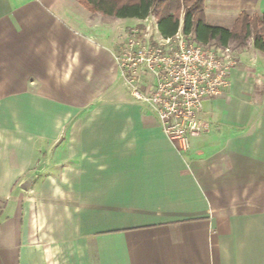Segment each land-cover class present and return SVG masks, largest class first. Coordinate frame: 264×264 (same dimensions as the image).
<instances>
[{
    "label": "crops",
    "instance_id": "obj_1",
    "mask_svg": "<svg viewBox=\"0 0 264 264\" xmlns=\"http://www.w3.org/2000/svg\"><path fill=\"white\" fill-rule=\"evenodd\" d=\"M243 12L264 0H205L213 25ZM99 15L0 0V264H264V88L234 68L181 153L116 60L140 19Z\"/></svg>",
    "mask_w": 264,
    "mask_h": 264
},
{
    "label": "built area",
    "instance_id": "obj_2",
    "mask_svg": "<svg viewBox=\"0 0 264 264\" xmlns=\"http://www.w3.org/2000/svg\"><path fill=\"white\" fill-rule=\"evenodd\" d=\"M116 60L131 97L151 109L181 153L209 127L205 101L224 96L242 62L229 45L197 42L183 21L173 35H164L154 9L130 28Z\"/></svg>",
    "mask_w": 264,
    "mask_h": 264
},
{
    "label": "trees",
    "instance_id": "obj_3",
    "mask_svg": "<svg viewBox=\"0 0 264 264\" xmlns=\"http://www.w3.org/2000/svg\"><path fill=\"white\" fill-rule=\"evenodd\" d=\"M90 11L115 18H145L158 7L161 31L173 35L181 24V8L185 33H193L197 42L204 45L226 46L233 41H244L251 34L253 25L264 29V14L250 15L243 12L232 28L213 25L205 18V0H79ZM254 47L264 53V30L256 31ZM261 94V93H260Z\"/></svg>",
    "mask_w": 264,
    "mask_h": 264
},
{
    "label": "rangeland",
    "instance_id": "obj_4",
    "mask_svg": "<svg viewBox=\"0 0 264 264\" xmlns=\"http://www.w3.org/2000/svg\"><path fill=\"white\" fill-rule=\"evenodd\" d=\"M154 10H156V12L158 14V12H159L158 7H154ZM185 10H186V8L183 6L181 8V12H180L181 21H183ZM99 17H101L100 23L103 26L109 25L112 21H114V19H112L109 16L102 17L99 15ZM127 19H128L127 21L129 23L134 22V20H133L134 18L133 19L127 18ZM263 30H264L263 28H260V25L255 24L252 26V28L250 30L251 34L248 35L244 41H233L229 45V46H231V48L234 49L236 54L238 53V51L241 54H244L243 51L245 52V61L242 60V62L240 63L241 69L245 73L246 83H248L247 85L249 86V89L253 94L252 100L257 105L260 104V101H261L260 89L264 88V56L259 51L255 52L256 49L253 45V38L255 36L256 31L263 32ZM122 32L119 34V38H120V35L122 34ZM252 49H253V51H252ZM246 50H248V51H246ZM255 87L257 89H255ZM22 193H24V196H23L24 203H26V205H27L29 203L28 198H30L29 190H25Z\"/></svg>",
    "mask_w": 264,
    "mask_h": 264
},
{
    "label": "water",
    "instance_id": "obj_5",
    "mask_svg": "<svg viewBox=\"0 0 264 264\" xmlns=\"http://www.w3.org/2000/svg\"><path fill=\"white\" fill-rule=\"evenodd\" d=\"M30 185H31L30 179H26V180L23 182L22 187H23L25 190H29Z\"/></svg>",
    "mask_w": 264,
    "mask_h": 264
}]
</instances>
